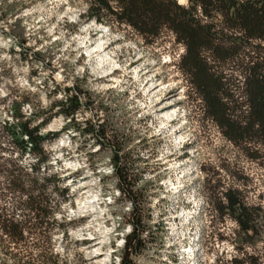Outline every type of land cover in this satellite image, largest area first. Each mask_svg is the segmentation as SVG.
Wrapping results in <instances>:
<instances>
[{
	"label": "rangeland",
	"instance_id": "rangeland-1",
	"mask_svg": "<svg viewBox=\"0 0 264 264\" xmlns=\"http://www.w3.org/2000/svg\"><path fill=\"white\" fill-rule=\"evenodd\" d=\"M88 2L0 0V136L14 103L29 118L78 86L107 111L84 110L77 120L105 121L128 147L127 158L138 161L134 181L147 204L141 208L145 247L135 264H231L235 258L264 264V156L248 159L206 118L179 69L184 47L171 32L148 44L129 27L81 17ZM65 124L54 116L41 130L59 133L46 149L51 172L69 189L62 211L67 233L52 231L53 252L59 264H119L131 209L118 193L110 151L61 132ZM34 162L23 158L25 165ZM229 189L260 215L259 233L248 244L224 212L221 196ZM194 238L196 256L189 254Z\"/></svg>",
	"mask_w": 264,
	"mask_h": 264
},
{
	"label": "trees",
	"instance_id": "trees-1",
	"mask_svg": "<svg viewBox=\"0 0 264 264\" xmlns=\"http://www.w3.org/2000/svg\"><path fill=\"white\" fill-rule=\"evenodd\" d=\"M80 16L110 28L129 27L148 44L164 30L171 32L184 47L179 69L206 118L248 159L264 156V0H188L187 6L177 0H89ZM20 46L24 50L23 43ZM65 92V99L51 102L48 111L33 112L29 118L22 115V104L14 103L12 121L1 128L0 264H59L52 231L58 228L66 236L69 224L62 211L69 189L59 173L51 172L46 149L59 133H41L59 115L66 123L61 132L72 138L89 137L99 151H110L118 193L131 209L132 228L124 238L119 264H135L133 257L145 247L141 208L147 204L144 188L134 181L138 161L127 158L128 147L105 121L77 120L84 110L107 109L95 108L90 95L78 86ZM6 150L11 154H2ZM26 155L35 162L25 165ZM221 199L224 212L248 244L259 233L257 209L247 207L238 190H226ZM231 264L255 263L235 258Z\"/></svg>",
	"mask_w": 264,
	"mask_h": 264
},
{
	"label": "bare ground",
	"instance_id": "bare-ground-1",
	"mask_svg": "<svg viewBox=\"0 0 264 264\" xmlns=\"http://www.w3.org/2000/svg\"><path fill=\"white\" fill-rule=\"evenodd\" d=\"M97 52H103V51H105V48L104 47H99L97 50H96ZM145 75V74H144ZM152 81V80H151ZM157 87V86H156ZM154 89H156V88H153V89H151L150 90V92L151 91H153ZM174 91V90H173ZM164 109V111H167V110H169L170 109V107H165V108H163ZM162 111V110H161ZM175 121V119H173V121H172V123ZM181 130V129H180ZM196 239V240H195ZM198 240H199V238H194V242L192 243V247H190L191 249H190V251H189V254H192L193 256H196L197 255V250L198 249H193V247L196 245V243L198 242Z\"/></svg>",
	"mask_w": 264,
	"mask_h": 264
}]
</instances>
